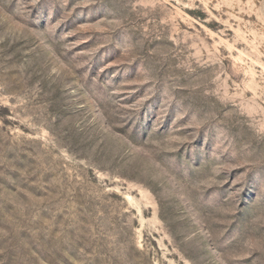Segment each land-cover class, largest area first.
<instances>
[{"label":"rangeland","instance_id":"1","mask_svg":"<svg viewBox=\"0 0 264 264\" xmlns=\"http://www.w3.org/2000/svg\"><path fill=\"white\" fill-rule=\"evenodd\" d=\"M0 264H264V0H0Z\"/></svg>","mask_w":264,"mask_h":264}]
</instances>
